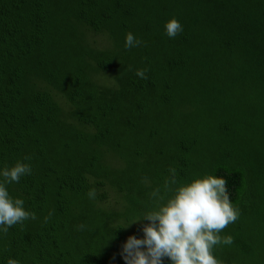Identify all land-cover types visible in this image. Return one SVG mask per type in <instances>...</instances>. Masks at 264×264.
<instances>
[{
	"label": "trees",
	"instance_id": "obj_1",
	"mask_svg": "<svg viewBox=\"0 0 264 264\" xmlns=\"http://www.w3.org/2000/svg\"><path fill=\"white\" fill-rule=\"evenodd\" d=\"M17 162L36 218L0 232V264H125L170 169L227 181L213 254L264 264V0H0V171Z\"/></svg>",
	"mask_w": 264,
	"mask_h": 264
},
{
	"label": "clouds",
	"instance_id": "obj_2",
	"mask_svg": "<svg viewBox=\"0 0 264 264\" xmlns=\"http://www.w3.org/2000/svg\"><path fill=\"white\" fill-rule=\"evenodd\" d=\"M164 28L169 38H175L183 30L175 18L167 21ZM142 43L131 32L126 34V49ZM135 74L146 78V70H137ZM170 172L171 177L166 179L164 187L165 193L171 192V195H161L159 189L151 194L155 206L131 223L148 221L142 227L143 238L129 236L120 255L125 264H164L165 258L171 264H220L213 254L214 248L233 243L231 236L222 237L220 233L239 218V210L229 198L227 181L205 175L173 189L170 185L177 184L176 173L174 169ZM30 174L31 166L22 162L0 171V232L4 234L16 224L36 218L25 210L24 201L13 199L6 188L9 183L19 182L21 176ZM88 196L94 198L95 189L90 190ZM7 264H19V261L10 258Z\"/></svg>",
	"mask_w": 264,
	"mask_h": 264
},
{
	"label": "rangeland",
	"instance_id": "obj_3",
	"mask_svg": "<svg viewBox=\"0 0 264 264\" xmlns=\"http://www.w3.org/2000/svg\"><path fill=\"white\" fill-rule=\"evenodd\" d=\"M107 190V188L105 189V191ZM106 194H107V197H108V201L110 202L113 198H112V193L110 192V191H107L106 192Z\"/></svg>",
	"mask_w": 264,
	"mask_h": 264
}]
</instances>
